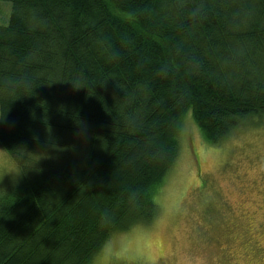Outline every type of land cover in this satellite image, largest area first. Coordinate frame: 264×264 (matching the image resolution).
Returning <instances> with one entry per match:
<instances>
[{"label": "trees", "instance_id": "obj_1", "mask_svg": "<svg viewBox=\"0 0 264 264\" xmlns=\"http://www.w3.org/2000/svg\"><path fill=\"white\" fill-rule=\"evenodd\" d=\"M5 1L0 144L31 170L0 264H87L103 215L152 223L189 110L212 144L264 120V0Z\"/></svg>", "mask_w": 264, "mask_h": 264}, {"label": "rangeland", "instance_id": "obj_2", "mask_svg": "<svg viewBox=\"0 0 264 264\" xmlns=\"http://www.w3.org/2000/svg\"><path fill=\"white\" fill-rule=\"evenodd\" d=\"M12 12L13 3L0 0V25ZM178 137L179 155L155 193L165 225L160 264H264V120L212 144L189 110ZM14 166L0 155V167ZM21 179L0 173V196Z\"/></svg>", "mask_w": 264, "mask_h": 264}, {"label": "clouds", "instance_id": "obj_3", "mask_svg": "<svg viewBox=\"0 0 264 264\" xmlns=\"http://www.w3.org/2000/svg\"><path fill=\"white\" fill-rule=\"evenodd\" d=\"M0 155L15 161L14 167H0L4 177L10 175L19 178L31 170L23 172L24 161L17 159L12 148H0ZM100 226L107 230V235L90 254L87 264H160L162 252L158 249V242L165 226L161 218H156L151 228L134 223L127 230L120 231L112 218L105 214L101 217Z\"/></svg>", "mask_w": 264, "mask_h": 264}]
</instances>
